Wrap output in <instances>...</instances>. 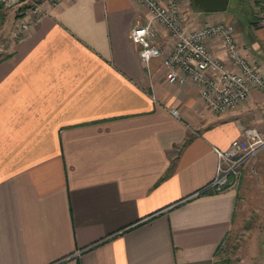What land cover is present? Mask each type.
I'll return each instance as SVG.
<instances>
[{
  "label": "crops",
  "instance_id": "crops-1",
  "mask_svg": "<svg viewBox=\"0 0 264 264\" xmlns=\"http://www.w3.org/2000/svg\"><path fill=\"white\" fill-rule=\"evenodd\" d=\"M179 1L190 27L232 23L264 74V7ZM33 3L44 14L22 32ZM145 18L136 0L0 12V264H217L263 157L236 187L190 195L216 176L218 152L260 124L264 97L255 89L211 113L194 85L167 81L162 57L140 59L129 33ZM158 30L165 56L173 41ZM210 48L231 66L219 39Z\"/></svg>",
  "mask_w": 264,
  "mask_h": 264
},
{
  "label": "built area",
  "instance_id": "built-area-1",
  "mask_svg": "<svg viewBox=\"0 0 264 264\" xmlns=\"http://www.w3.org/2000/svg\"><path fill=\"white\" fill-rule=\"evenodd\" d=\"M30 1L0 0V12ZM62 1L54 0L55 3ZM136 1L146 11V20L130 29V38L139 45V57L143 62L162 57L167 81L194 85L204 107L215 115L239 107L252 90H259L264 97V74L257 61L240 53L232 23L219 21L198 28L190 27L179 0ZM43 14L41 7L33 3L30 15L20 25V31L25 32ZM159 27L173 41L172 49L165 56H162L159 43ZM213 39L221 41L231 66L213 54L210 48ZM170 112L179 116L176 108ZM259 121L258 126L244 127L239 138L233 139L228 148L218 152L216 176L190 197L236 187L248 164L259 155L264 159V101ZM250 171L257 179V166L252 165Z\"/></svg>",
  "mask_w": 264,
  "mask_h": 264
},
{
  "label": "rangeland",
  "instance_id": "rangeland-1",
  "mask_svg": "<svg viewBox=\"0 0 264 264\" xmlns=\"http://www.w3.org/2000/svg\"><path fill=\"white\" fill-rule=\"evenodd\" d=\"M245 1L242 3L243 14L257 6L264 7L261 0ZM252 165L257 166V162ZM257 171V179L249 173L252 183L247 196L240 201L241 220L221 244L217 264H264V165L263 173L258 168Z\"/></svg>",
  "mask_w": 264,
  "mask_h": 264
},
{
  "label": "water",
  "instance_id": "water-1",
  "mask_svg": "<svg viewBox=\"0 0 264 264\" xmlns=\"http://www.w3.org/2000/svg\"><path fill=\"white\" fill-rule=\"evenodd\" d=\"M191 2L207 12H221L228 7L229 0H191Z\"/></svg>",
  "mask_w": 264,
  "mask_h": 264
},
{
  "label": "trees",
  "instance_id": "trees-1",
  "mask_svg": "<svg viewBox=\"0 0 264 264\" xmlns=\"http://www.w3.org/2000/svg\"><path fill=\"white\" fill-rule=\"evenodd\" d=\"M191 5L194 7V8H198L197 6H195L192 2H191ZM198 9H200V8H198Z\"/></svg>",
  "mask_w": 264,
  "mask_h": 264
}]
</instances>
